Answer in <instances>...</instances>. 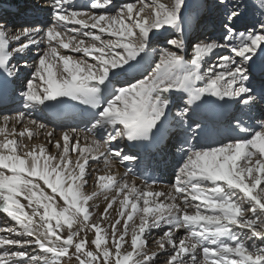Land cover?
<instances>
[{
	"label": "snow or ice",
	"instance_id": "snow-or-ice-1",
	"mask_svg": "<svg viewBox=\"0 0 264 264\" xmlns=\"http://www.w3.org/2000/svg\"><path fill=\"white\" fill-rule=\"evenodd\" d=\"M68 4L41 8L50 23H0V76L20 81L25 109L69 98L95 110L90 127L59 134L29 112L0 116V212L14 222L0 227V264H159L161 254L163 264H264V82L257 88L249 74L264 53V0L251 20L236 0H217L220 35L209 41L187 39L186 0H89L99 14ZM69 24L82 27L69 35ZM150 51L158 58L129 75ZM228 103L238 108L236 135L199 144L198 110ZM170 119L189 146L167 191L113 171V161L137 162L126 148L150 143ZM40 130L46 143H25ZM101 160L103 169L90 167Z\"/></svg>",
	"mask_w": 264,
	"mask_h": 264
},
{
	"label": "bare ground",
	"instance_id": "bare-ground-1",
	"mask_svg": "<svg viewBox=\"0 0 264 264\" xmlns=\"http://www.w3.org/2000/svg\"><path fill=\"white\" fill-rule=\"evenodd\" d=\"M42 1L43 0H33L31 3L28 2L27 4H22L21 2L16 3L17 0H13L12 3H15L17 5L15 6V4H12V5H10V7H9V5H7V3L6 4L0 3V23L6 24L9 29H14V30L18 31L19 28L21 27V24L17 23V25H13V22H15L16 20L18 22H20L22 19H21V17H16V16L13 17V15H15V12L20 11V12H22L20 14V16H22V17L27 16L28 13L32 12L35 7H41ZM72 1H75V0H69L68 6H73V7L76 6V4L72 5V3H71ZM100 11L101 10H97V14H99ZM74 26L82 27L80 25H74ZM164 34H167V33H164ZM87 43L91 44L92 42L87 41ZM36 51L37 50H35L34 53H36ZM60 52H61V54L70 55L74 59L84 58L83 53L72 52L71 50H65V49H60ZM32 53H33V51H32ZM259 55H260V58L258 57L257 60L254 59V61L251 64L250 74H252L254 72L255 68L259 64L263 65L262 63H264V53H261ZM88 59H89V62H91V58H88ZM30 60L31 59H28V61H30ZM148 61H150V53H149V56L145 57L144 60L140 62V65H136L135 63H133V68L129 70V75L135 74L136 70L141 68V65L142 66H143V64L146 65L148 63ZM16 62H17L16 59H14L12 61L13 64H15ZM258 76L259 77L252 79L253 84L257 88H259V86H260L258 83L259 78H262L261 76H264V75H262V73H261ZM121 79H123V77H121ZM15 81H16L15 82L16 87L14 89L13 94L9 97V100L11 101L12 99L19 97L20 101L16 102V99H15V101L12 100L13 102H11L10 104H7L5 107H2L3 110H5V111L0 112V116L14 115L16 113V111L12 112L10 110H12L16 106V107L20 108L19 111H25V112L32 113L31 119H36L39 123H44L47 126V129H54L57 134H59L60 132L66 130V129H69V128H76L78 130H84L86 127H90V123L88 121H83L82 122L83 125H80V126L75 125L79 122V119L77 117H72V118L67 119L66 121H62V122H55L43 113V111H42L43 106H39L38 108H35V109H33V108L25 109L23 107L24 101L19 96V93L23 89L19 86L20 81L18 79H16ZM230 104L231 103L222 104V105H220V104L213 105L216 107L217 106L218 107L226 106L227 108H229L228 113H227L228 117L226 116L227 117L226 119L224 118L223 120L218 121V123L217 122L210 123L208 126L207 125L204 126L206 120H203V119L199 120V122H202L201 123L202 131L198 132L199 144H205V145L212 144L215 146V145L219 144L220 142H227V138L234 136V134H232L234 132L232 131V129L230 127V122L232 125L235 124V121L232 120V117L235 115H239V112H238V108H237L236 104L234 107L230 106ZM176 110L177 109L175 107H173V109H172L173 113ZM242 119L245 121V123L248 122L247 116H243ZM258 120H259V118L257 117V121H256L257 123H258ZM170 125H172V127H175V129H177V130L179 128V125L177 124L175 119H170ZM9 127L11 128V125ZM21 127H22L21 125H17V130L19 131ZM213 132H214V134H212ZM230 134H231V136H230ZM235 135H236V133H235ZM0 138H2V137H0ZM183 138H184L183 131H178L177 136H174L172 140L168 138L167 140H165L162 147H159V148L153 150L152 152L146 153V154L133 152V150L126 148V151H130L132 154L137 155V157H138L137 162H125V163H127L126 165H129L127 167H131L130 171H128L127 168H125L123 165H120V164L115 165L114 164L115 167H114L113 171L117 172L120 175H123V173L128 172L127 179L129 180V182H135L138 187H142L145 184L147 174H151L152 176L156 177V180L159 181V183L156 185L157 190L162 189V190L167 191L171 185V183H170L171 178H173L171 172L174 171L175 167L178 165V162L180 160L181 149L182 148L186 149L189 146L188 144H182L181 143ZM188 138L191 141V143H197L196 140H193L191 138L190 133H188ZM46 140H47V137L45 135V130H40L39 134L37 136L33 137L31 141H28L26 139L25 143H28L29 145H31V144L39 145V144L46 143ZM116 146L125 147V142H119ZM172 147H174V150L172 149ZM49 151L52 152L53 154H55V152H56L54 147H49ZM72 155H73V159H75V154L73 153ZM90 167L103 169V167H104L103 160H101L99 162V164L91 163ZM88 187H90V186H88ZM93 189H94V184H93V187L91 186V188L87 189V187H86V190H88V191H91ZM22 203H26V201L22 200ZM97 203L103 205V197L102 196L97 200ZM1 215L5 216L4 213L0 212V216ZM112 215L115 216V212H113ZM6 219L7 218H4V221ZM158 232H159V230H153V233H152L153 237H157ZM184 234H185L184 230H180L178 233V235L181 238L184 236ZM150 248H154V247H150Z\"/></svg>",
	"mask_w": 264,
	"mask_h": 264
},
{
	"label": "rangeland",
	"instance_id": "rangeland-1",
	"mask_svg": "<svg viewBox=\"0 0 264 264\" xmlns=\"http://www.w3.org/2000/svg\"><path fill=\"white\" fill-rule=\"evenodd\" d=\"M13 0H0V3H7V5H12L15 3H12ZM33 0H17L16 3L21 2L22 4H27L28 2L31 3ZM135 0H113L114 5L116 6H120L124 3H134ZM164 2H168V0H164ZM187 2V10L185 11V21H184V29L186 32V36L188 38L189 41H191L193 38H199L200 40H204V41H209V40H214V39H218L219 35H220V24H219V16H218V12L217 9L215 7L217 0H186ZM236 2H239L241 5V10L245 11V16L248 20H251L253 18V16H255V18H259L260 17V0H236ZM50 3V0H43L42 1V6L41 7H35L33 9L32 12L28 13L27 16H20V14L22 12H15L16 17H21V21L18 22L16 19L15 22H13V25H17V23L21 24V26H29L32 22H40V23H50L52 20V15H51V10L50 9H46L44 11H41V8H43L45 6V4ZM72 5L76 6H68L66 5V7H69V10H77V11H81V12H93L97 10H92L90 7H88L87 5L89 4V0H75L71 2ZM39 4V3H38ZM17 4H15L16 6ZM14 6V7H15ZM82 18V17H81ZM84 18V17H83ZM12 25V24H11ZM10 25V26H11ZM249 27H251V24H248ZM80 28V27H76L73 24H69L68 25V34L72 35L73 33H71V29L72 28ZM187 29V30H186ZM240 31H243L244 28L240 27L239 28ZM81 37H78V39ZM105 39H107V35L104 36ZM87 41H91V38H87L86 39V43ZM164 46L161 43V39L160 38H155L153 39L152 44L150 45V49H159L160 47ZM46 47V45H41V48ZM36 49L33 48L32 51L33 53H31L29 59H31L30 61H28L29 66H31L32 64V56L35 55L34 51ZM191 49H188V52H190ZM222 54H227L226 52L222 53ZM261 54V53H260ZM260 58V55H258L255 60H257V58ZM158 58V53L156 56H153L151 51H150V61L146 64V66L143 64V66L141 65V67H144V69L148 68V64L151 63L154 59ZM215 57L212 58V60H214ZM211 62V61H210ZM29 71H31V67H29ZM144 71V70H142ZM263 75V74H262ZM250 76L252 77V79L256 78L253 77L252 74H250ZM259 77V76H257ZM262 78H259V85H261L262 82H264L263 78L264 76H261ZM235 105V104H232ZM20 108L18 107H14L12 110V112H17L19 111ZM258 130V129H257ZM231 133V132H230ZM235 135V132L232 133ZM231 136V134H230ZM172 149L174 150V147H172ZM100 162V161H99ZM95 163V164H99ZM113 164L117 165L118 163L116 161H113ZM127 163H124L123 166L125 168H127L128 171H130L131 167H127L129 165H126ZM121 165V164H120ZM177 170V166L175 167L174 171H172V177L170 183L172 184V182L174 181V177H175V173ZM174 175V176H173ZM91 182V183H90ZM146 183V182H145ZM92 184V185H91ZM90 186V187H88ZM91 186L93 187V182L90 180L89 184L86 186L87 189L91 188ZM4 218H6L4 215L0 216V227L2 226H12L14 222L10 221L9 218H7L4 221ZM247 231V230H244ZM161 234L160 231L158 232V235ZM157 235V236H158ZM150 247H155L154 244H150ZM12 250H17V249H12ZM29 251H32V249H29ZM163 260H164V255L161 254L160 256V260H159V264H163Z\"/></svg>",
	"mask_w": 264,
	"mask_h": 264
}]
</instances>
